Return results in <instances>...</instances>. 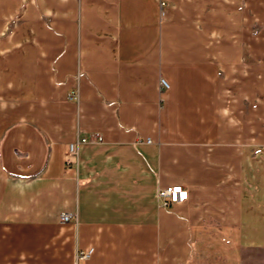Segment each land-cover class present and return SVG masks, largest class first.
I'll return each instance as SVG.
<instances>
[{
	"label": "crops",
	"instance_id": "crops-1",
	"mask_svg": "<svg viewBox=\"0 0 264 264\" xmlns=\"http://www.w3.org/2000/svg\"><path fill=\"white\" fill-rule=\"evenodd\" d=\"M89 250L264 264V0H0V264Z\"/></svg>",
	"mask_w": 264,
	"mask_h": 264
},
{
	"label": "built area",
	"instance_id": "built-area-1",
	"mask_svg": "<svg viewBox=\"0 0 264 264\" xmlns=\"http://www.w3.org/2000/svg\"><path fill=\"white\" fill-rule=\"evenodd\" d=\"M163 5V4H162ZM160 90H166L168 84L160 79L159 81ZM78 96L77 92L72 94V97L76 99ZM102 142V138L99 134H90L85 137L78 138L75 142L69 143L64 149V162L66 167L75 166L78 159V150L81 145L85 144H98ZM188 198L186 189L183 186H171L168 188H159L156 193V199L160 207H170L174 204H181ZM76 221L75 213H61L59 216V222L66 224ZM92 254V250L87 252L77 251L74 256V264L85 262L89 260Z\"/></svg>",
	"mask_w": 264,
	"mask_h": 264
},
{
	"label": "rangeland",
	"instance_id": "rangeland-1",
	"mask_svg": "<svg viewBox=\"0 0 264 264\" xmlns=\"http://www.w3.org/2000/svg\"><path fill=\"white\" fill-rule=\"evenodd\" d=\"M217 243H218V242H217ZM217 248H220V249H221V247H219V246H218Z\"/></svg>",
	"mask_w": 264,
	"mask_h": 264
}]
</instances>
